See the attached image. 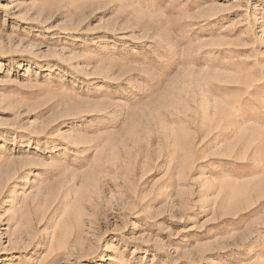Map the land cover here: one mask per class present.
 <instances>
[{"label":"rangeland","instance_id":"obj_1","mask_svg":"<svg viewBox=\"0 0 264 264\" xmlns=\"http://www.w3.org/2000/svg\"><path fill=\"white\" fill-rule=\"evenodd\" d=\"M0 264H264V0H0Z\"/></svg>","mask_w":264,"mask_h":264}]
</instances>
